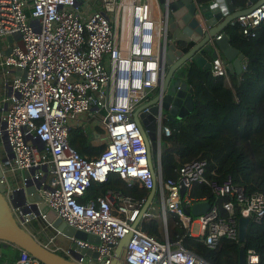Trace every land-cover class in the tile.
Wrapping results in <instances>:
<instances>
[{
    "label": "built area",
    "instance_id": "obj_1",
    "mask_svg": "<svg viewBox=\"0 0 264 264\" xmlns=\"http://www.w3.org/2000/svg\"><path fill=\"white\" fill-rule=\"evenodd\" d=\"M153 1L0 0V159L8 158L1 139L4 133L13 154L4 165L6 174L17 178L33 170L30 179L39 183L42 203L68 226L98 238V244L77 239L61 244L57 241L61 234L56 232L41 241L78 264H111L120 240L130 232L121 264H210L180 241L171 243L168 227L172 219L180 222L186 235L213 249L223 239L239 242L240 218H248L250 224H261L264 219V195H247L231 176L210 180L206 161L186 163L177 180L165 181L162 142L172 130L164 126L162 117L158 118L153 157L156 196L141 221L158 220L164 241L140 225L132 228L148 196L109 190L102 197L80 201L92 181L105 183L111 174L149 192L154 187L146 143L133 120L136 109L159 89L160 43L167 28ZM235 23L245 35L259 29L264 23V4ZM18 33L24 48L14 38ZM9 48L10 54L5 55ZM212 70L214 76H224L229 82L219 56ZM91 111L108 141L99 155L87 158L71 146L69 134ZM5 183L10 194L12 182L5 178ZM196 185H206L216 197L230 200L222 209L211 205L205 215H187L193 205L208 202L192 197ZM37 219L44 221L33 213L18 217L27 229ZM84 250L91 254H83ZM246 261L258 264L259 256L247 250ZM12 264L42 263L20 251Z\"/></svg>",
    "mask_w": 264,
    "mask_h": 264
},
{
    "label": "trees",
    "instance_id": "obj_2",
    "mask_svg": "<svg viewBox=\"0 0 264 264\" xmlns=\"http://www.w3.org/2000/svg\"><path fill=\"white\" fill-rule=\"evenodd\" d=\"M198 1L201 4L210 0ZM248 1L233 0V3L245 9ZM227 35L231 46L246 59V68L240 76L229 73L227 82L224 76H214L212 69L197 64L190 67L187 81L193 90L194 111L183 120H165L164 126L172 133L163 139L166 149L161 156L162 174L165 181L177 180L180 168L186 163L206 161V175L210 180L231 176L247 195H264V23L248 35L234 23L228 27ZM94 129L84 122L70 131L71 146L83 157H95L104 150L103 144H93L96 134L103 132L101 128ZM109 190L141 198L149 195L138 184L129 185L111 174L105 183L92 181L80 201L85 203L102 197ZM192 197L205 198L221 209L230 200L216 197L206 185H196ZM139 225L147 234L164 241L158 220L141 221ZM168 233L171 243L180 241L186 250L210 264H241L242 246L254 250L259 256L258 264H264V219L261 224L249 225L243 244L223 239L214 249L186 235L176 219L170 221Z\"/></svg>",
    "mask_w": 264,
    "mask_h": 264
},
{
    "label": "water",
    "instance_id": "obj_3",
    "mask_svg": "<svg viewBox=\"0 0 264 264\" xmlns=\"http://www.w3.org/2000/svg\"><path fill=\"white\" fill-rule=\"evenodd\" d=\"M157 2L167 28L160 43L159 89L136 109L133 117L146 143L154 187L149 192L148 199L132 226L133 229L139 226L143 215L149 210L156 196L157 178L153 157L157 154L158 118L162 117L163 122L165 120L174 122L183 120L194 111L193 90L187 81L189 69L193 64L211 70L213 61L219 56L230 74L237 76L242 74L245 58L231 46L227 29L239 17L252 13L264 4V0H249L247 8L239 9L234 5L233 0H210L201 4L198 0H157ZM14 38L19 40L18 45L24 48V44L20 41V34H15ZM8 41L11 44L13 39L10 38ZM11 50V48L7 49L4 54L9 55ZM4 128L5 123H2L1 129ZM1 139L8 158L0 159V242L12 247L14 250H11V253L25 251L42 264H78L50 250L27 228L21 226L18 221L19 214L24 216L33 213L36 216H43L52 230L67 239L98 244V238L68 226L57 217L53 210L42 203L38 193L40 185L30 179L33 170L22 172L17 178L9 174L12 190L8 194L4 165L13 158V154L4 133ZM165 149L166 144L162 142V153ZM184 194L185 188H182L181 196ZM28 203L30 208L25 207ZM210 207L209 202L197 203L190 211H186V214L199 217L205 215ZM249 225L248 218L239 219V243L241 244L245 242ZM131 237L132 232L120 240L111 264H121ZM83 254L89 256L91 253L84 250ZM83 254L75 255L82 258ZM246 254L247 250L242 246L241 264H247ZM91 256L96 258L97 254Z\"/></svg>",
    "mask_w": 264,
    "mask_h": 264
},
{
    "label": "crops",
    "instance_id": "obj_4",
    "mask_svg": "<svg viewBox=\"0 0 264 264\" xmlns=\"http://www.w3.org/2000/svg\"><path fill=\"white\" fill-rule=\"evenodd\" d=\"M153 6L155 7V9H157V8H159V5H158V2H157V0H154L153 1ZM160 9V8H159ZM161 12V11H160ZM245 61H246V59H245ZM93 114H95V111H91V112H89L88 114H86L85 115V117H84V120H83V122H88L89 123V126L93 129V130H95L94 128H96V127H98V128H101L100 127V123H98V121L97 120H95V119H92V115ZM101 114H103V113H101ZM102 129V128H101ZM103 131V130H102ZM105 133V132H104ZM102 138H103V136L100 134V133H98V134H96V136H95V139L93 140V144L94 145H100V144H103L105 147H106V145H107V143H103V141H102ZM98 142H102V143H100V144H98ZM104 147V148H105ZM6 178L7 179H9V180H11V176L10 175H6ZM156 203V202H155ZM154 203V204H155ZM41 222H43L44 224V227L42 228V232L38 229L37 230V227L38 226H40V223ZM28 230L32 233V234H34L35 235V237L37 238V239H40V241H43V242H45V239H46V235H53V234H55L56 233V231H54V230H52L50 227H48V225L43 221V220H41V219H37L36 221H34V222H32V223H30L29 225H28ZM45 230V231H44ZM44 232H46V233H44ZM45 235V236H44ZM57 241L59 242V243H61V244H65V243H67V238H65L64 236H62V235H58V237H57ZM11 250H14L12 247H8V246H6V245H4V243H2V242H0V264H10L11 263V261H13L14 259H17L18 258V256H19V254H18V252H14V251H12V253H11ZM8 254H10V255H8ZM14 254V255H13ZM9 257H7V256ZM7 257V258H6Z\"/></svg>",
    "mask_w": 264,
    "mask_h": 264
},
{
    "label": "rangeland",
    "instance_id": "obj_5",
    "mask_svg": "<svg viewBox=\"0 0 264 264\" xmlns=\"http://www.w3.org/2000/svg\"><path fill=\"white\" fill-rule=\"evenodd\" d=\"M88 114V113H87ZM87 116V115H86ZM83 122V121H82ZM84 123V122H83ZM102 136H103V138H102V141H103V143H107V141H108V138H107V136H106V134L104 133V131L102 132V133H100ZM100 143H102V142H98V144H100ZM105 149V148H104ZM159 207V204L158 203H155L154 204V209H157ZM44 223L43 222H41L40 223V226H38L37 227V230L39 229L41 232L43 231L42 230V228L44 227V225H43ZM195 231H196V229H195ZM46 233V232H45ZM40 240V239H39Z\"/></svg>",
    "mask_w": 264,
    "mask_h": 264
},
{
    "label": "flooded vegetation",
    "instance_id": "obj_6",
    "mask_svg": "<svg viewBox=\"0 0 264 264\" xmlns=\"http://www.w3.org/2000/svg\"><path fill=\"white\" fill-rule=\"evenodd\" d=\"M45 222V221H44ZM46 223V222H45ZM47 224V223H46ZM48 225V224H47ZM19 254V253H18Z\"/></svg>",
    "mask_w": 264,
    "mask_h": 264
}]
</instances>
